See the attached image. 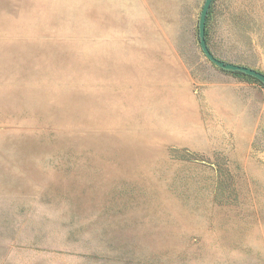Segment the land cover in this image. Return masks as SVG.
I'll return each instance as SVG.
<instances>
[{
  "label": "rangeland",
  "instance_id": "374dc122",
  "mask_svg": "<svg viewBox=\"0 0 264 264\" xmlns=\"http://www.w3.org/2000/svg\"><path fill=\"white\" fill-rule=\"evenodd\" d=\"M203 2L0 0V264H264V86ZM206 32L264 73V0Z\"/></svg>",
  "mask_w": 264,
  "mask_h": 264
},
{
  "label": "water",
  "instance_id": "95a60500",
  "mask_svg": "<svg viewBox=\"0 0 264 264\" xmlns=\"http://www.w3.org/2000/svg\"><path fill=\"white\" fill-rule=\"evenodd\" d=\"M212 0H204L199 18H198V25H197V39L199 43V47L204 54V56L215 66L218 68L224 69V70H230V71H240L246 75L252 76L259 80L264 85V73L261 71H258L252 67L237 64L229 61H225L223 59H220L212 54L210 49L208 48L206 39H205V21H206V15L207 11L209 9V6L211 4Z\"/></svg>",
  "mask_w": 264,
  "mask_h": 264
},
{
  "label": "trees",
  "instance_id": "16d2710c",
  "mask_svg": "<svg viewBox=\"0 0 264 264\" xmlns=\"http://www.w3.org/2000/svg\"><path fill=\"white\" fill-rule=\"evenodd\" d=\"M212 2V1H211ZM211 5V4H210ZM209 8H210V6H209ZM208 12H209V9H208V11H207V15H208ZM207 15H206V17H207ZM206 35H207V32H206V21H205V39H206ZM207 41V40H206ZM223 70V69H222ZM225 71H229V72H235V73H242V72H240V71H230V70H225ZM244 74V73H243ZM249 76V75H248ZM250 77H252V76H250ZM255 81H257V82H259L260 84H262L259 80H257L256 78H254V77H252ZM263 85V84H262ZM264 86V85H263Z\"/></svg>",
  "mask_w": 264,
  "mask_h": 264
}]
</instances>
